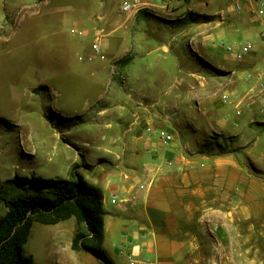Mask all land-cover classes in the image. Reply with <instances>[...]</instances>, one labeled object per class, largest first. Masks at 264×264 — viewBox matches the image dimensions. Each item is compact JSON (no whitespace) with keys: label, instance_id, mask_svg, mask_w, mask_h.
<instances>
[{"label":"crops","instance_id":"obj_1","mask_svg":"<svg viewBox=\"0 0 264 264\" xmlns=\"http://www.w3.org/2000/svg\"><path fill=\"white\" fill-rule=\"evenodd\" d=\"M145 1V8L123 12L124 20L111 19L114 54L86 68L97 82H117L114 94L124 88L118 82L128 84L130 100L116 111L114 134L77 138L69 133L65 154L81 155L83 163L75 166L102 190L104 248L114 264H217L219 251L222 264H231L230 230L239 229L238 250L245 254L242 243L252 234L241 225L264 217V17L256 12L259 1ZM187 14L208 19L194 21ZM147 19L153 22L142 21ZM156 26L171 38L157 48L142 47L146 41L136 31ZM247 42L254 48L242 59L227 49ZM181 47L185 53L190 49L201 71L180 68L174 74L169 87L175 105L189 104L196 112L178 120L179 131H174L170 116L150 98L157 87L144 75L148 68L125 74L120 60L135 63L156 49L172 53ZM98 113L104 119L108 110ZM185 133L189 138L183 142ZM215 236L221 241L212 246L209 238ZM47 254L48 264H100L73 248L55 257Z\"/></svg>","mask_w":264,"mask_h":264},{"label":"rangeland","instance_id":"obj_2","mask_svg":"<svg viewBox=\"0 0 264 264\" xmlns=\"http://www.w3.org/2000/svg\"><path fill=\"white\" fill-rule=\"evenodd\" d=\"M124 1L0 0V189L8 198L29 194L26 187L34 186L25 179L71 177L70 168L73 171L75 163L82 164L84 158L65 154L67 142L72 140L67 139L69 133L77 138L89 133L107 138L114 134L116 111L130 100L128 84L118 82L124 88L114 94L117 82H97L86 68L101 63L102 54L109 61L114 54L111 19H125L121 10ZM194 18L205 21L208 16ZM102 30L105 36L101 54L93 58L92 44L96 33ZM136 36L141 37L142 43L146 41L142 47L149 49L157 48L156 44L161 46L162 40L170 39L172 34L156 26L151 30L139 29ZM187 49L189 53L183 47L172 53L156 49L135 63H126V57L120 60L125 74L148 68L144 75L157 87L150 98L158 102L164 116H170L174 131H179L178 120L196 115L189 104L175 105L174 89L169 87L180 68L201 71ZM101 108L108 110L104 119L98 113ZM183 138L184 142L189 136L185 133ZM178 141L181 142V136ZM5 211L4 203H0V217ZM75 226V218L54 225L35 222L26 252L34 256L35 264H48V251L54 257L63 248L72 251ZM241 226L252 238L243 241V250L248 252L240 254L239 229L235 225L230 230L227 247L231 264H264V217ZM209 239L212 246L221 241L217 236ZM222 257L220 251L215 254L217 264H222Z\"/></svg>","mask_w":264,"mask_h":264},{"label":"trees","instance_id":"obj_3","mask_svg":"<svg viewBox=\"0 0 264 264\" xmlns=\"http://www.w3.org/2000/svg\"><path fill=\"white\" fill-rule=\"evenodd\" d=\"M191 15L194 21L195 16L206 17ZM76 169L68 179H25L35 189L26 187L27 195L8 198L0 189V203L7 209L0 217V264H35L34 256L25 250L33 224L54 225L71 218L76 219L72 248L92 254L103 264H114L104 248L102 190Z\"/></svg>","mask_w":264,"mask_h":264},{"label":"built area","instance_id":"obj_4","mask_svg":"<svg viewBox=\"0 0 264 264\" xmlns=\"http://www.w3.org/2000/svg\"><path fill=\"white\" fill-rule=\"evenodd\" d=\"M257 1H259V8L257 9L256 12L259 16L264 17V0H257ZM146 5L147 4H146L145 0H126L122 3L121 10L123 12H126V13L133 12V11H139V10L145 8ZM236 7H237V9L241 8L239 4H237ZM82 33L83 32L80 31V34H82ZM104 36H105V33H103V30L98 31L96 33V40L92 46L95 55L101 54V45H102V40H103ZM253 48H254V44L252 42H247V43L240 44V45L228 46L227 49H228V51L234 53L238 58L242 59V58L246 57L247 55H249L253 51ZM101 58L103 60H107V57L105 54H102ZM223 99L225 101H227L229 99L228 94H224ZM238 113H241V111H238ZM166 139L171 140L172 135H170V134L166 135ZM135 262L136 261H132L133 264Z\"/></svg>","mask_w":264,"mask_h":264}]
</instances>
